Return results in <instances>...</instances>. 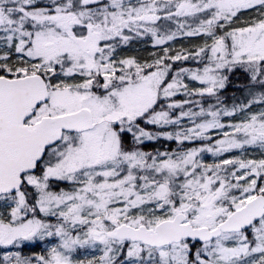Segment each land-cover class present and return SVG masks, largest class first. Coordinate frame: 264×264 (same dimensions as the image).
<instances>
[{"label":"snow or ice","instance_id":"snow-or-ice-1","mask_svg":"<svg viewBox=\"0 0 264 264\" xmlns=\"http://www.w3.org/2000/svg\"><path fill=\"white\" fill-rule=\"evenodd\" d=\"M0 264H264V0H0Z\"/></svg>","mask_w":264,"mask_h":264}]
</instances>
